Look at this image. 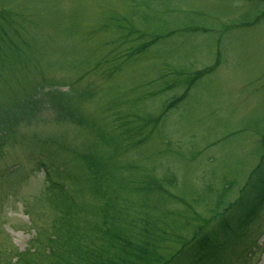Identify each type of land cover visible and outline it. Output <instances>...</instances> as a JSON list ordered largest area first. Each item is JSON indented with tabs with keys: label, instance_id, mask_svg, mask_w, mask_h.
Listing matches in <instances>:
<instances>
[{
	"label": "rangeland",
	"instance_id": "1",
	"mask_svg": "<svg viewBox=\"0 0 264 264\" xmlns=\"http://www.w3.org/2000/svg\"><path fill=\"white\" fill-rule=\"evenodd\" d=\"M262 189L264 0H0V264H264Z\"/></svg>",
	"mask_w": 264,
	"mask_h": 264
},
{
	"label": "trees",
	"instance_id": "2",
	"mask_svg": "<svg viewBox=\"0 0 264 264\" xmlns=\"http://www.w3.org/2000/svg\"><path fill=\"white\" fill-rule=\"evenodd\" d=\"M186 93V91H185ZM184 94L181 95V98L184 97ZM179 99H176L175 101H179ZM174 104L171 105L174 106ZM90 169L92 170V166L90 165ZM255 174V173H254ZM264 191V189H262ZM263 191H258L254 198H257L255 200V205L257 206L258 204L263 203L264 201V194ZM221 204V203H220ZM239 204V203H238ZM233 205V204H232ZM232 207V206H231ZM249 209H246V212L249 213L250 215L247 217L246 220H244L241 223L242 226V234L240 236H237L239 240L243 239V237H246V229L245 226L249 222V220L254 216L255 214V208L254 206L248 207ZM231 209V208H230ZM122 214L121 211L117 212H109L108 209H103L102 210V221L103 224L106 226V230H104L103 235L105 237H108L107 239L110 240L112 238H115V242L120 245V248L117 249L118 252H123L126 256L123 258H120V260L123 262H115L107 259L104 262H96V261H90V259L87 256H75V260L73 264H129V259L132 257V259L136 263L140 264H162V258L158 255V247H157V240L152 238L149 234V228L147 229L146 226L149 225V222L146 223L145 228L143 229L144 232L143 234H132V235H125V231L122 229ZM146 220H141V222H145ZM221 221V222H220ZM217 224V227L212 229L211 232L206 233L203 230V227H198L196 230L193 231V239L195 241L194 245L191 247L192 249H189L187 252H189L188 255H181L183 258V264H199L201 261L206 259L208 256H211L216 248H211L213 245V240H212V234L216 233L217 229H220L221 231H227L228 228L229 230L233 229L231 228L232 225L230 226V220L225 218V220H220ZM136 223H138L136 221ZM135 223V224H136ZM135 226V225H132ZM153 226V225H152ZM237 239V240H238ZM113 240V239H112ZM77 246V245H76ZM257 246L256 242L250 246L252 249ZM210 248V249H209ZM210 250L209 252H206V250ZM20 256L24 257L26 252H20ZM201 253H206V254H201ZM252 253V252H251ZM250 252H247L244 255L245 259L247 258V254H251ZM113 257V256H112ZM117 259V258H115ZM27 260V259H26ZM101 260V259H99ZM19 261V259H17ZM173 261L170 259V262ZM27 262V261H26ZM57 264H69V261L64 262V263H57Z\"/></svg>",
	"mask_w": 264,
	"mask_h": 264
}]
</instances>
